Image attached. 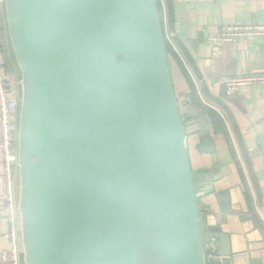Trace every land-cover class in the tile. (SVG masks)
I'll list each match as a JSON object with an SVG mask.
<instances>
[{"label": "water", "instance_id": "95a60500", "mask_svg": "<svg viewBox=\"0 0 264 264\" xmlns=\"http://www.w3.org/2000/svg\"><path fill=\"white\" fill-rule=\"evenodd\" d=\"M4 10L24 264H232L229 234L198 208L218 168L193 171L186 145L198 124V149L215 151L208 118L175 93L156 0ZM215 196L229 212L228 192Z\"/></svg>", "mask_w": 264, "mask_h": 264}, {"label": "crops", "instance_id": "0c3cea01", "mask_svg": "<svg viewBox=\"0 0 264 264\" xmlns=\"http://www.w3.org/2000/svg\"><path fill=\"white\" fill-rule=\"evenodd\" d=\"M158 1L162 8L159 14L162 11L166 14L165 33L173 50L186 66L200 101L215 111L220 121L216 127L190 100L189 85L178 64L169 57L178 99L187 100L207 116L215 145L212 154L201 152L197 147L200 143L198 124L187 128L186 145L192 170L218 168L209 189L197 197L199 211L208 216L211 224H220L229 234L232 264H264V214L261 212L264 204V84L246 85L229 93L223 82L224 77L236 74L264 72V34L240 36L231 43L212 44L207 40L208 34L219 33L225 24H264V0ZM167 5L173 10L172 33L166 29ZM0 46L4 48L0 54L6 59L5 72L12 80L19 81L21 71L11 49L4 8L0 10ZM18 187L16 174V191ZM217 191L228 192L229 212L222 211L215 196ZM4 206V199L0 197L1 230L8 227ZM8 246L7 239L0 237V255ZM20 246L21 264H24Z\"/></svg>", "mask_w": 264, "mask_h": 264}, {"label": "built area", "instance_id": "2783aa9c", "mask_svg": "<svg viewBox=\"0 0 264 264\" xmlns=\"http://www.w3.org/2000/svg\"><path fill=\"white\" fill-rule=\"evenodd\" d=\"M187 1V0H185ZM209 1V0H197ZM4 8V0H0V10ZM165 23L166 14H159ZM264 34V24H225L217 34H208L207 40L212 44L231 43L240 36ZM165 36L169 37L166 33ZM169 42L171 40L168 38ZM0 50L4 48L0 46ZM6 59L0 54V153L2 174L0 175V197L4 199L5 214L8 227L1 230L0 237L7 239L8 248L0 255V264H21V233L18 228L20 216L18 211L19 189L15 188V175L18 174V121L20 108V80H12L5 72ZM229 93L241 87L253 84H264V72L236 74L223 78ZM261 212L264 214V204Z\"/></svg>", "mask_w": 264, "mask_h": 264}, {"label": "trees", "instance_id": "16d2710c", "mask_svg": "<svg viewBox=\"0 0 264 264\" xmlns=\"http://www.w3.org/2000/svg\"><path fill=\"white\" fill-rule=\"evenodd\" d=\"M166 8H167V21H168V25H166V29L168 28L169 33L170 32L172 33L171 25L173 24V21H174L173 10L170 7V5H167ZM157 9H158V11L162 10L158 0H157ZM161 24H162V29H163L164 36H165V24L163 22H161ZM171 38L174 41V43L179 46V43L177 42L176 38L173 37V35L171 36ZM165 45H166V51H167L168 56L170 58H172L178 64L183 76L185 77V79L189 85L190 100L198 108H201L206 113V115L212 120L213 124H215V126L217 127V123L218 122L220 123L218 114L215 111H213L212 109H210L209 107L204 106L202 104V102L200 101L198 94H197V91H196V86H195L186 66L184 65V63H183L182 59L179 57V55L177 53H175V51L173 50V47H172L171 43L169 42L167 36H165Z\"/></svg>", "mask_w": 264, "mask_h": 264}, {"label": "rangeland", "instance_id": "374dc122", "mask_svg": "<svg viewBox=\"0 0 264 264\" xmlns=\"http://www.w3.org/2000/svg\"><path fill=\"white\" fill-rule=\"evenodd\" d=\"M2 10V9H1Z\"/></svg>", "mask_w": 264, "mask_h": 264}]
</instances>
